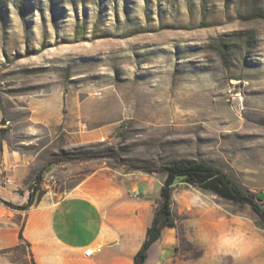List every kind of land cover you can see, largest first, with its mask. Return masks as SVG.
Instances as JSON below:
<instances>
[{
  "label": "rangeland",
  "instance_id": "obj_1",
  "mask_svg": "<svg viewBox=\"0 0 264 264\" xmlns=\"http://www.w3.org/2000/svg\"><path fill=\"white\" fill-rule=\"evenodd\" d=\"M0 140L69 177L154 176L159 200L132 165L200 160L264 198V0H0ZM172 212L148 264H264L250 206L179 183ZM0 264L37 263L24 244Z\"/></svg>",
  "mask_w": 264,
  "mask_h": 264
},
{
  "label": "crops",
  "instance_id": "obj_2",
  "mask_svg": "<svg viewBox=\"0 0 264 264\" xmlns=\"http://www.w3.org/2000/svg\"><path fill=\"white\" fill-rule=\"evenodd\" d=\"M31 155L3 146L0 196L4 200L16 205L27 203L29 186L43 168ZM69 170L63 166L46 171L41 186L43 196L26 211L11 209L0 201V252L28 244L37 264L133 261L157 208L159 196L154 197L151 190L156 178L103 165L90 166L73 177L68 176ZM50 176L56 179L54 189L46 183ZM137 191L139 197L134 196ZM172 230H163L161 239L170 237ZM21 231L24 240L20 239ZM90 247H100L102 251L87 257L85 251Z\"/></svg>",
  "mask_w": 264,
  "mask_h": 264
},
{
  "label": "trees",
  "instance_id": "obj_3",
  "mask_svg": "<svg viewBox=\"0 0 264 264\" xmlns=\"http://www.w3.org/2000/svg\"><path fill=\"white\" fill-rule=\"evenodd\" d=\"M249 37L252 38L253 43L255 41L254 35L252 34ZM228 46L227 43H222L220 50L222 55H226ZM2 148L3 146L0 140V157ZM104 157L103 154L97 151H87L84 153L62 152V155L57 161H84ZM131 167L137 170L140 169L148 174L158 173L164 177V182L160 189V200L155 209L152 224L147 229L146 238L140 249L133 257V264H146L149 258V252L153 245L161 239L163 230L177 228L172 212V202L174 190L179 183L211 192L217 197L235 205L250 206L264 228V198H261L256 190L244 189L234 181L228 172L215 165L195 159H179L160 165L137 164ZM47 170V167H43L35 175L32 184L29 186L30 194L27 203L16 205L4 200L1 196L0 201L6 207L14 210L26 211L30 209L43 196L44 192L41 186ZM20 239L24 240L22 231L20 233ZM4 252L1 251L0 253Z\"/></svg>",
  "mask_w": 264,
  "mask_h": 264
},
{
  "label": "built area",
  "instance_id": "obj_4",
  "mask_svg": "<svg viewBox=\"0 0 264 264\" xmlns=\"http://www.w3.org/2000/svg\"><path fill=\"white\" fill-rule=\"evenodd\" d=\"M49 179H50V181H51L53 184L56 183V179H55L54 176H50ZM136 196H139V193H138V192L136 193ZM101 251H102V249H101L100 247H90V248L86 249V251H85V255H86L87 257H90V256H93V255H95V254H97V253H100Z\"/></svg>",
  "mask_w": 264,
  "mask_h": 264
}]
</instances>
